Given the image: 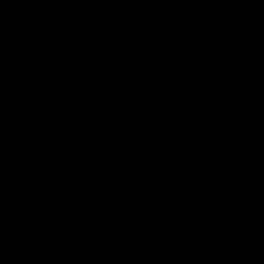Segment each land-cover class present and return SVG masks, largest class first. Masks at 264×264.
<instances>
[{
	"label": "water",
	"instance_id": "95a60500",
	"mask_svg": "<svg viewBox=\"0 0 264 264\" xmlns=\"http://www.w3.org/2000/svg\"><path fill=\"white\" fill-rule=\"evenodd\" d=\"M0 264H264V0H0Z\"/></svg>",
	"mask_w": 264,
	"mask_h": 264
}]
</instances>
